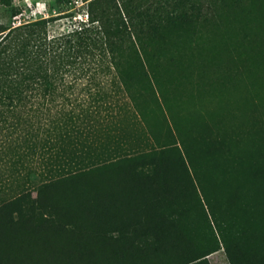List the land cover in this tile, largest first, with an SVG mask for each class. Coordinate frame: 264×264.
Returning <instances> with one entry per match:
<instances>
[{
    "label": "trees",
    "instance_id": "1",
    "mask_svg": "<svg viewBox=\"0 0 264 264\" xmlns=\"http://www.w3.org/2000/svg\"><path fill=\"white\" fill-rule=\"evenodd\" d=\"M19 12L0 0V264H264V0H88L52 38ZM90 60L89 102L48 113Z\"/></svg>",
    "mask_w": 264,
    "mask_h": 264
},
{
    "label": "rangeland",
    "instance_id": "2",
    "mask_svg": "<svg viewBox=\"0 0 264 264\" xmlns=\"http://www.w3.org/2000/svg\"><path fill=\"white\" fill-rule=\"evenodd\" d=\"M87 2L88 0H12V3L20 9V12L14 16L17 20L26 22L53 16L55 19L50 21L47 25V30L51 38L52 36L61 37L73 27L79 26L80 22L83 20L81 18H86ZM9 13L6 20H9ZM87 68H90L91 72H93V69L96 68V61L93 62L90 60L88 64L83 63L82 66L80 65L79 67H68L67 69L61 70L62 76L59 79V83L62 86L61 89L64 92V96L62 93H59L52 101L45 99L44 102H48L45 106L47 108L50 107L48 113L56 112L60 105L61 107L65 106L67 108L73 106L79 107L80 104L85 105L89 102V87H95V85L90 77V70ZM110 76L111 74L103 76V85L106 88L110 85L109 82H107ZM96 77L97 80L100 79L99 76ZM254 91V96H256V94L264 95V79L256 82ZM41 100H43L42 97L38 95L31 98L32 103L30 102L28 104L31 106V112L32 108L33 111L35 110V105L38 106L40 103V106H42ZM45 106L43 105L41 109L42 114ZM45 113L47 114V112ZM4 115L5 116L0 114V195H4L7 192L8 184H10L11 181L13 183L15 182L16 175L12 172L13 156H8V150L11 148V144L16 141L18 137L16 132L18 133L19 131L16 121L12 120L10 122L12 115ZM43 118L44 116L40 117V119L38 117L39 121L45 122Z\"/></svg>",
    "mask_w": 264,
    "mask_h": 264
}]
</instances>
